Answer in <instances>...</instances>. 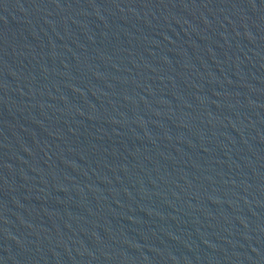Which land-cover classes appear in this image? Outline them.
Segmentation results:
<instances>
[{
  "label": "water",
  "instance_id": "water-1",
  "mask_svg": "<svg viewBox=\"0 0 264 264\" xmlns=\"http://www.w3.org/2000/svg\"><path fill=\"white\" fill-rule=\"evenodd\" d=\"M0 264H264V0H0Z\"/></svg>",
  "mask_w": 264,
  "mask_h": 264
}]
</instances>
